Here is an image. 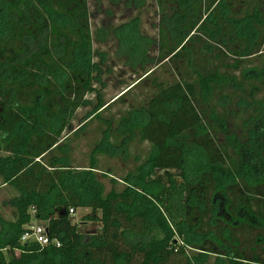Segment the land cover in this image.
Returning <instances> with one entry per match:
<instances>
[{"label": "trees", "instance_id": "trees-1", "mask_svg": "<svg viewBox=\"0 0 264 264\" xmlns=\"http://www.w3.org/2000/svg\"><path fill=\"white\" fill-rule=\"evenodd\" d=\"M117 66L132 81L109 103ZM139 86L140 103L102 117ZM88 107L99 137L75 166L62 134ZM135 143L145 157L114 177L100 159ZM0 153L17 193L0 264H264V0H0ZM31 221L59 247L20 243Z\"/></svg>", "mask_w": 264, "mask_h": 264}, {"label": "rangeland", "instance_id": "rangeland-1", "mask_svg": "<svg viewBox=\"0 0 264 264\" xmlns=\"http://www.w3.org/2000/svg\"><path fill=\"white\" fill-rule=\"evenodd\" d=\"M149 2V0H147ZM143 22V28L146 31V33L150 35H155L156 31L154 28V24L157 23V17L153 16V10L148 7V9L143 10L140 14ZM99 19H96L95 21L91 22L92 28L94 29V26L97 25ZM96 48V46H94ZM103 48V47H102ZM107 48H103L100 50H105ZM112 73L106 74L102 82L106 83V88L101 90V92L104 95V100L106 102H113V100L121 95L122 91L126 86H128L131 82V77L126 73L125 69L120 68V67H114L112 68ZM159 73V72H158ZM161 79H163L160 76ZM132 81V80H131ZM125 83V84H123ZM99 86H96V89H99ZM102 88V87H101ZM146 89L142 86L136 87L125 97V105L121 104H112L110 108L102 113L103 118L107 119H115L117 120L118 115L123 113L126 109L127 106L130 103L133 104H138L140 103L142 97L146 94ZM86 100L92 101L94 99V94L89 93V95L86 96ZM88 110L90 108H80L78 109L75 114L73 115L72 119L70 120V127L71 130L69 132H65L62 134V139L67 138L68 145L72 148L71 152V159L72 163L77 166V165H88L89 163V153L92 149L93 143L98 139V135L96 132V128L98 126V122L93 119L89 124H86V118L84 119V116L86 113H88ZM86 125V126H85ZM85 126V128H84ZM79 129H82L80 132H78ZM77 135V136H76ZM76 136V137H75ZM223 138V137H222ZM222 138L220 137L218 139L219 143H222ZM96 139V140H95ZM65 140V141H67ZM131 157L125 162L117 160V159H107V158H101L100 161L102 163H105L106 168L109 169L112 173V175L116 178H121L124 176L129 170H131L134 166V156L135 155H141V158L145 157L147 146L146 144L139 145L138 143L133 144V147L131 146ZM0 155H2L0 153ZM3 156V155H2ZM133 156V157H132ZM99 180V182L102 184L104 188V193H108L112 188L120 191L122 189V185L119 184L118 182L114 183L111 182L110 178L106 176H101L98 174H95ZM118 181V180H116ZM17 193L12 189L10 186H3L1 185L0 181V215L7 218L9 216L10 210L8 206H2L4 201L10 200L14 196H16ZM90 213L89 208H80L74 211V214L72 215L73 217V222L74 223H81L82 217ZM38 224V223H37ZM86 228V231H93L95 229L94 225H86L84 226ZM177 241V239H176ZM192 253V252H191ZM213 257H210L208 259V263L212 264L213 263Z\"/></svg>", "mask_w": 264, "mask_h": 264}, {"label": "built area", "instance_id": "built-area-1", "mask_svg": "<svg viewBox=\"0 0 264 264\" xmlns=\"http://www.w3.org/2000/svg\"><path fill=\"white\" fill-rule=\"evenodd\" d=\"M69 214L72 216L74 211L70 209ZM20 243H33L40 247H59V242L49 237L45 226L37 224L34 221L24 226L23 234L20 237Z\"/></svg>", "mask_w": 264, "mask_h": 264}]
</instances>
